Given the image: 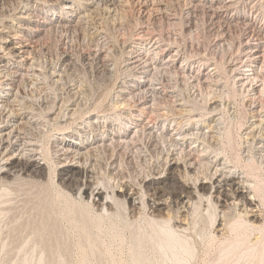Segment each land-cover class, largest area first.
Listing matches in <instances>:
<instances>
[{
    "label": "bare ground",
    "instance_id": "1",
    "mask_svg": "<svg viewBox=\"0 0 264 264\" xmlns=\"http://www.w3.org/2000/svg\"><path fill=\"white\" fill-rule=\"evenodd\" d=\"M44 1L60 10L46 15L39 25L25 23L32 17L28 11L35 8L26 4L17 6L11 14L8 11V16L4 12L0 20V186L3 187L0 197L5 188L11 191L9 188L18 180L24 181L22 185L25 181L40 183L42 187L45 185L44 189L48 185L57 186L56 196L60 203L51 202L52 207H60L58 210L69 218L72 228L84 235L83 240L79 238V245L75 242L73 246H79L77 249L83 252L80 251L81 264H87L89 255L94 254V259L96 256L99 259L101 253L110 256L111 246L125 245L123 227L126 230L131 224L134 227L127 239L131 241L126 244L130 246L127 254L130 264L146 262L147 248L153 257L158 255L160 259L169 258L174 264H188L194 253L188 236L198 232L195 228L192 231L196 216L209 217L211 232L206 237L211 242L228 240L234 233L231 242L235 247L229 248V242H222L228 244L222 245L223 248L227 246V250L221 248V253L225 254L223 261L229 259L231 263L232 259L228 258L231 254L234 259L238 255L235 259L238 261L242 255H247V260L250 254L258 257H254L256 253L260 259H251L262 261L264 195L258 186L262 181L255 178L258 165L264 170V13L260 12L261 0ZM173 5L191 14L200 12L207 16L219 33L213 47L216 51L225 50L224 54L219 58L214 55L212 58L211 54L208 57L205 50L195 49L184 41L181 43L173 34L160 30L159 22L175 20L174 13L171 14ZM100 14L112 18L117 28L125 23H136L132 30L129 28V34L124 33L119 40L121 48L116 61L111 60L112 48L100 45L107 37L105 29L99 27L101 24H94ZM7 17H12L16 23L12 26ZM87 21H92V26L88 24L87 35L95 47L84 55V60L100 67L107 76L104 89L93 98L85 95L81 82L65 83L66 72L75 64L69 49L64 47L55 59L48 58L45 67L34 58L35 43L42 35L53 28L73 29V25ZM233 29H238L239 35L230 41ZM4 53L18 57L14 70L1 66ZM44 73L53 88L52 93L47 91ZM26 87L33 88V95L21 91ZM230 87L241 96L240 106L244 113L237 131L242 153L240 157L233 156V161L227 159L222 149V138L226 134L224 114L235 116ZM48 126L53 127L50 133L45 131ZM45 137L48 140L44 142ZM141 137L147 139L144 142L148 147L157 148L158 152L156 157L151 156L155 158L153 161L147 163L145 160L150 173L140 184H135L122 176L118 158L122 154L120 151L134 149ZM103 181L113 187L108 190ZM141 186L151 192L148 203L144 201ZM49 187L45 192L48 195L52 192V195L46 199H49L47 205L56 198L51 197L55 191L53 193ZM41 196L34 197L41 199ZM73 196L84 200L83 209L76 208L79 205H74ZM32 197L30 202H33ZM122 202L127 203L129 216L119 213L118 205ZM200 226V229L205 227L204 224ZM200 237L204 240L203 235ZM41 243L40 246L44 244ZM95 253L99 254L95 256Z\"/></svg>",
    "mask_w": 264,
    "mask_h": 264
},
{
    "label": "rangeland",
    "instance_id": "2",
    "mask_svg": "<svg viewBox=\"0 0 264 264\" xmlns=\"http://www.w3.org/2000/svg\"><path fill=\"white\" fill-rule=\"evenodd\" d=\"M22 4H24V5L26 4L28 7L29 6H34L35 7L33 10L31 9V10L28 11V12H31L32 13V17L30 19H26V21H25V23H27L28 25H31V26H33V25L35 26V25L41 24L42 20L45 19L44 17H46V15H49V14L51 15V14H53L55 12L58 13L59 10H60L59 7H57L56 5H53L52 3L47 2V1H44V0H0V8H2V10L0 9L1 10L0 11L1 12L0 13V16L1 15L3 16L4 12L7 14L6 16H8L9 14H11V12L14 9L17 8V6L19 7ZM260 4L263 5V6L260 5V7L263 8V9L260 8V12L262 11L261 13H264V0H261L260 1ZM176 6L173 5L172 8H174V9L171 8V14L174 13L173 15L175 17V20L172 21V23L171 22L170 23L169 22L167 23V21H163V22L161 21V22H159L158 23L159 26H160L159 29L162 30L163 32H169V33L173 34L174 37L176 39H178V41H180L181 43L184 41L183 43L191 44L194 48L195 47L196 48L198 47L200 50H205L206 53H207V55H208V57L210 56V54H211V57L214 55L215 58H217V57L219 58L220 56H222L224 54L225 50H223L222 52L221 51H216V49L213 47L214 43L217 41V39L219 37V33H218L217 28L216 27L214 28V26L210 22L209 18H207V16H205L204 14H202L200 12H196V13L194 12L195 14L194 13L191 14L190 12H188L187 10H185L183 7L177 6L178 7L177 8ZM39 8L42 9V10H40ZM178 10H179V12H178ZM8 11H9V14H8ZM199 13L202 14V15H200ZM2 16L0 17V20H2V18H4L5 15L3 17ZM7 18H8V22L10 24L12 23V26H13V24L16 23L15 20L11 19L12 17H7ZM99 18H101V19H99ZM111 19L112 18L107 17L104 14H102V16L100 14V17L98 15V17L95 19V21L98 20V22H95L94 21V24L98 25V23H99V25L100 24L101 25L100 26L98 25V26L99 27L102 26L101 28H104L105 29L104 30V32H105L104 36H107V37H104L105 40L100 45H101L102 48H112L111 60L112 61H116L118 59V57H119V52H120V48H121L120 45H119L120 44L119 40L123 37V34L124 33L125 34H129V32L134 28V26H135L136 23L134 22V20H135L134 19L133 20L134 24H132V23H130V24L129 23H125L124 26L122 25L120 28H117L118 26L117 27H114L113 26V21H112L113 19L112 20ZM85 23L86 22H83V23L78 24L76 26L73 25V29L71 28L72 30L71 29H69V30H65L64 29L63 30V28H53L55 31L54 30H51L47 34L42 35L40 37V40H39L40 43L39 42L35 43L36 49L34 51V53H35L34 54V58H35V60H38L37 62L39 63L40 66L45 67V63H47L48 58L49 59L50 58L51 59H55L59 55V53L61 52V49H63L64 47H66L67 50L69 49V53L72 54V57L74 59L75 64H74V67L73 68L69 69L68 72H66V74H65V78H66L65 79V83L71 84L73 82H78V81H79V83L81 82V84H83V87L85 89V95L87 97L90 96L89 98H93V97H95V95L97 96L98 93L101 92V89H104L105 84H106V80H107L106 79L107 76H106V73H104L103 70L100 67L95 66L91 62L87 63L84 60V57H85L84 55H86L89 52H91V48L95 47V45L93 43H91L90 37L87 35L88 34V31H89V29L87 27L92 26V21L91 22L87 21V23L86 24ZM88 24H89V26H88ZM165 26H166V29H164ZM127 31H128V33H127ZM238 35H239V30L238 29L231 30L230 36H229V40L230 41L231 40L232 41L236 40V38H237ZM80 40H82V41H80ZM74 41H75V43H74ZM100 45L98 47H100ZM84 48H86V49H84ZM73 49H74V51H73ZM113 51H115V53H113ZM42 52H43V54H42ZM116 52L118 53V55H117ZM215 52H216L217 55H215ZM2 56L4 57V61L1 64V66L2 65H5L8 70H14L13 67L15 66L14 64H17L18 63V60H19L18 57H16V56L13 57L12 55H8V54H5V53ZM48 56H50V57H48ZM214 56L212 58H214ZM52 57H54V58H52ZM28 59L31 60L32 57L30 56V57H28ZM117 63H116V66H117ZM118 64H120V62ZM43 76H44V80H45V84H46V88H47L48 93H52L53 92V88H52V86L49 85L50 84L49 83V78H47V76H45V73L43 74ZM95 79H98L100 82L98 80H95ZM94 81H96L98 83H96ZM102 84H104V85L102 86ZM26 88L25 89H22L21 91H23L24 93H26V95H28V96L31 95V93L33 95V93H34V90H32L33 88L31 90H30V88H27V89ZM86 90H87V92H86ZM31 91H33V92H31ZM229 97H230L231 100L232 99L234 100V101L233 100L232 101L234 103V107H236L235 108V116L236 117L235 116L234 117L233 116L232 117H229L227 114H224V118L225 119H224V122H223V127L225 126V128H224L225 129L224 134L226 133L225 134L226 137L223 135L224 137L222 138V141H223L222 142V144H223L222 145L223 146L222 149H223V153L225 154V156L227 157V159L229 161H233V158L235 157V155L236 156L237 155L239 156L242 153L241 146H240V142H238L239 139H238V132L237 131H238L239 124H241L242 121H243V118H244L243 115H244V113H243V109L240 106L241 105V99H240L241 96H239V94L235 93V91H233V89H231V87L229 88ZM236 109H237V111H236ZM229 118H231V119H229ZM232 118H234V119H232ZM237 118H239V120ZM52 128L53 127L48 126L47 128H45V131H48V133H50V131L52 132ZM228 128H231V129H228ZM228 130H230V131H228ZM228 133L231 135L230 136L231 137L230 139L227 137V134ZM44 139H45L44 142L48 140L47 137H45ZM144 139L147 141V139L145 137H141V138L138 139L137 145L135 147L136 149L134 148L135 150L133 148H128L126 150H123V152L120 151L122 154L120 153L121 155L119 156L118 161L120 163L121 173H122V176L125 178V180H127L130 183L140 184L141 179H143V177L147 176L150 173V170H149L150 169V166H149V164L147 165L146 162L149 163V162L153 161V158L156 157V155H157L156 152H158V149L157 148L155 149V148L148 147L146 145L147 142L146 141L144 142ZM138 145H140V146L138 147ZM233 145H235V146H233ZM130 149L132 150V152H131ZM229 149H231V150H229ZM123 154H124V157H123ZM151 156H154V157H151ZM229 157H230V159H229ZM241 159H242L241 162H243V158H241ZM145 160H146V162H145ZM103 163L105 164L106 163V160H104ZM144 168H146V169H144ZM142 170H144V171H142ZM257 171L258 172H256V173L258 175L255 174V176H256L255 178H257L256 181L259 180V182L262 181L264 183V170L262 169V167H260L258 165ZM104 174H105V172H104ZM133 178H136V179H133ZM20 181L21 182H19V180L17 181V183H19V184H17L16 181H15L14 184L15 183L16 184L15 185L13 184L14 186L12 185L11 186L12 188H9V189H12L11 191L9 190V192H8V189L5 188L2 191L4 196L2 195L0 197V204H1V206H0V237H1L0 238V264H48V263L49 264H56V263L57 264H77V262H78V264H81L80 262L82 260H80L79 258L82 257V253L83 252L81 250L77 249V248H80L77 245H79L78 242L80 241L81 238H82L81 240L84 239V235H83V233L81 234V231H79V229L72 228V225L69 222V218H67L66 216H63L61 209L58 210V208H60V207H57V206L54 205L55 204L54 201H56V204H58V202L60 203V201L58 200V196H56L57 195L56 193H58V190H59L57 188V186H55V185H48L47 186V188L50 186L49 189L51 191L53 190V193L55 191V193L51 197H56L54 200L52 198L51 200H53V201H49L50 204L47 205V202H48L49 199L48 200H46V199L49 198L50 195H52V192L50 193L49 192L50 190L48 189V192H49V195H48V193L45 192V191H47V190H45L47 188H45V189L43 188V187H45L44 184H43L44 186L42 187V184H41V186L39 185L40 183H35L36 184L35 185L32 182L31 183L28 182V183H30V185H29L25 181L26 184L24 183V185H22L24 181L23 182H22V180H20ZM103 182H104L103 184L105 185L106 182L105 181H103ZM259 182H257V183H259ZM262 182L259 183L258 186H260L259 187L260 193L263 192L261 194L264 195V190H263L264 188L261 187V186L264 185ZM30 186H32V187H30ZM105 186H107V184ZM54 187H56V188H54ZM107 187H108V190H109V187L112 188L113 185L111 184V186H110V184H108ZM1 188H3V187L0 186V190H2ZM25 189H28V190H26L27 192H25ZM36 189H38V190H36ZM140 189L141 190L143 189V193H144V196H145L144 201H145V203H148L149 202L148 201V198H149V195L151 193L150 190H148V188H146L145 186H141ZM146 190H147V192H146ZM33 191H35V193ZM0 194H1V191H0ZM25 194H26V196L28 195L30 198L28 196L26 197ZM35 195L37 197H40L42 195L43 197L41 196V199L42 198L43 199L41 200L40 198H37V197L35 198L34 197ZM45 195H47L48 197L45 196ZM12 196L13 197L15 196V197L13 198ZM19 197H20V199H19ZM31 197H32V199L34 198L33 199V202L32 201L30 202ZM15 199H17L16 202H14ZM36 199L37 200L40 199V200L37 201ZM71 199H72L73 203L75 202L74 203L75 206L76 205H79L76 208H79L80 207L81 209H83V207H84V204H83L84 203V200L81 197H77L76 198V196H73V198L71 197ZM10 201H11V203H10ZM81 201H82V203H81ZM17 202L19 204H17ZM20 202H21V204H20ZM44 202H45V204H44ZM51 202L54 203L53 204L54 205L53 207H52ZM35 203H37V204H35ZM39 204H40V206H38ZM44 205H46V206H44ZM25 206H27V207H25ZM58 206H60V205H58ZM43 207H46V208H43ZM56 207H57V209H56ZM29 209H31V210L29 211ZM38 209H39V211H38ZM18 210H19V212H18ZM46 210H47L48 213L46 212ZM56 210H58V211H56ZM118 210H119V213L122 214L123 216H124V214H125V216H129V212H128L129 209H128L127 203L122 202V204L118 205ZM121 210H122V213L120 212ZM53 212L55 214L57 212V214L54 215ZM58 213L61 214L59 216L60 217L62 216V219L58 216ZM73 214H74V212L72 213V215ZM76 214L77 213H75V215ZM122 215H121V217H122ZM51 217H53V218H51ZM63 218H65V219H63ZM206 218H207V216H205V217H198V216H196L195 217V220H194V223L192 224V227H193L192 231L194 230V228H195V230L198 231V232H192V233H194V234L197 233L198 235L195 234L196 235L195 236L194 234H190L188 236V239H189L188 241L191 242V244H193L192 245V248H193V252H194L193 253V256L188 260L189 261L188 264H217V263L219 264V262H223V263H220V264H233L232 260L235 261L234 264H247V263L248 264L249 263L250 264H253V263L254 264H257V262H259L258 264H264V257H262V261L261 260L260 261L258 260L257 262H255V260L260 259V257H261L258 253H256V254L254 253L255 254L254 257L255 256H258L259 257L260 256L259 258L258 257L253 258L252 257L253 254H250L251 257L248 255L249 256L248 257V260L249 261L246 258L247 255H246V257H244V255H242V254H241L242 256H239V260L238 261H236L238 259V255H236L237 257L235 256V259H236L235 260L233 258V256H232V254H231V257H230V255L228 257V258H231L232 259V260H230L231 263H229V261H228L229 259L227 260L228 262L227 261H223V256H225V254L224 253H221V252L224 249L227 250V246H226V248H223L222 245H228V244H223V243H225L227 241V242H229V244H231V245H229V248L230 247H235V246H233L234 244L232 243L233 242V237H234L233 234L234 233L232 234V237L231 236L229 237L230 239H228V240H230V241H228L227 239H223L222 241L221 240L220 241L219 240H215V242H211V239H209V238L206 237V236H208L207 234H209L211 232V228H210L211 225H210V223L208 221L209 220V217H208V219H206ZM55 220H57V221H55ZM204 220H206V221H204ZM43 222H44V224H43ZM142 222H143V220H140V224H143ZM195 222H196V224H195ZM34 223H35V225H33ZM144 223H146V222H144ZM197 223H199V225ZM201 224L202 225L203 224L205 225V227L203 226V228H206V226H207L206 230L204 229L206 231V232L204 231L205 233L204 232H200L203 229L201 227L202 226ZM131 225H127L126 226V230H125V227H123L122 234L124 233L123 235L126 236L125 238L123 236V239H124L123 243H125V245H123V244L120 245L119 246L120 248H117L118 246L115 245L116 248L119 249V250H117L114 245H113V247L115 248V250H113L114 248L111 246L112 249L110 248V250H112V251H110L111 252L110 256H109V254H106V253H101V254H99L100 252L97 253V254L95 253V256L98 255V254L101 255L100 257H102V258H100L98 256L99 259H100V261H99L98 258H97L98 260L96 259L97 256L95 257V259L93 258L94 257L93 256L94 254L91 255L92 256V259L90 258L91 256L89 255L88 261L90 260L91 262L88 263V261H86V263L87 264H97V263L98 264H103V263L104 264H130L131 262L129 261V255H127V254H129L128 251H129L130 246L127 247V245H129V243L131 241L130 240L131 238L128 241H127V239L129 237H131V235L129 236V234L131 233V230L134 227V226L131 227ZM27 226H28V228H26ZM199 226L201 227V229L199 228ZM52 227L55 228V230H53ZM130 227H131V229H127V228H130ZM197 227L200 230L196 229ZM6 228H7V230H6ZM74 230H75V232H74ZM37 231H39V232H37ZM129 231H130V233H128ZM55 233L56 234H59V235H56ZM201 233L206 234V235L202 234L203 237H204L203 238L204 240H202L201 239L202 237H200V236H202ZM199 234H200V236H199ZM76 235L78 236V238H76L77 237ZM197 236H199L198 237L199 240H198ZM41 237H42L43 240L41 239ZM15 239H17V240H15ZM32 239H33V241H32ZM39 240L44 243L43 245H41L43 247V249L39 245L41 242L38 244ZM44 240H45V242H44ZM104 240H105V242H107V238H105ZM206 240H207V242H206ZM212 241H214V240H212ZM12 242H13V244H12ZM75 242L77 243V245L75 246L76 248L73 247L76 244ZM30 245H31V247H30ZM49 246H50V248H49ZM51 247H52V250L53 251H54V248H55V250L56 249L58 250L57 247H59V251L56 250V251H54L55 253H53L52 250H48V248L51 249ZM221 248H222V251H221ZM71 249H72V251H71ZM60 251H62V252H60ZM75 251H76V253H75ZM77 252H79L81 255L79 254V256H77L78 255ZM227 252H229V250ZM149 253L151 254L150 250H148V248H147L146 249V257H147V259H144V261H146V260L147 261L146 262H143V264H164V263L165 264H174L173 262H171V260L169 258H167V259L165 258V260H166L165 261L162 258L160 259V257L158 258V255H154V257H153V255H149ZM59 254L61 256H59ZM105 255L107 257H105ZM112 255H113V257H112ZM221 255H222V257H221ZM108 256H109V258H112V260L111 259H108ZM47 257H48V259H47ZM148 257H149V261H148ZM241 257H242V259H241ZM218 258H219V260H218ZM251 258L252 259H255V260H252ZM54 259H55V261H54ZM77 259H78V261H77ZM168 259H169V262H167ZM40 260H42V261H40ZM101 260H102V262H101ZM161 260H163L164 262H162ZM220 260H222V261H220ZM236 262H238V263H236Z\"/></svg>",
    "mask_w": 264,
    "mask_h": 264
}]
</instances>
